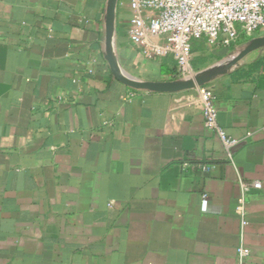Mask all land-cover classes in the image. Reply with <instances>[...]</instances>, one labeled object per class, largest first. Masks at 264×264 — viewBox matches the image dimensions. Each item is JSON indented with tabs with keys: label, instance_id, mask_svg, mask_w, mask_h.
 I'll use <instances>...</instances> for the list:
<instances>
[{
	"label": "crops",
	"instance_id": "obj_1",
	"mask_svg": "<svg viewBox=\"0 0 264 264\" xmlns=\"http://www.w3.org/2000/svg\"><path fill=\"white\" fill-rule=\"evenodd\" d=\"M107 2L0 0V264H264V29L192 44L191 70L236 140L226 148L196 87L155 92L112 75ZM130 18L117 0L120 69L176 79L173 57L129 42Z\"/></svg>",
	"mask_w": 264,
	"mask_h": 264
},
{
	"label": "built area",
	"instance_id": "obj_2",
	"mask_svg": "<svg viewBox=\"0 0 264 264\" xmlns=\"http://www.w3.org/2000/svg\"><path fill=\"white\" fill-rule=\"evenodd\" d=\"M131 11L127 27L130 43L136 46L144 57L170 55L175 60L174 76H193L190 67L192 44L204 39L211 47H229L240 35H251L264 29V0H126ZM207 129L216 133L226 148L236 140L229 137L219 125L215 95L210 87L196 86ZM204 170L207 166L202 167ZM260 188L254 181L244 185ZM244 215L241 199L237 207ZM243 224L246 221L242 220ZM250 249L237 248L238 260L248 256Z\"/></svg>",
	"mask_w": 264,
	"mask_h": 264
},
{
	"label": "water",
	"instance_id": "obj_3",
	"mask_svg": "<svg viewBox=\"0 0 264 264\" xmlns=\"http://www.w3.org/2000/svg\"><path fill=\"white\" fill-rule=\"evenodd\" d=\"M117 0H108L106 15H105V34H106V45H107V56L106 60L109 65L112 75L124 83L126 86L134 89H143L155 92H178L194 88L202 85L204 79L193 74L192 77L188 78H176L173 80H162V81H150L142 80L137 77H132L125 74L119 67L113 53H112V27L115 20ZM261 41H264V36ZM256 45V42L249 44L245 49L240 51L233 59V63L244 57L249 51H251Z\"/></svg>",
	"mask_w": 264,
	"mask_h": 264
}]
</instances>
